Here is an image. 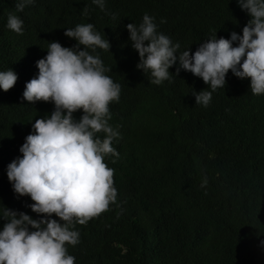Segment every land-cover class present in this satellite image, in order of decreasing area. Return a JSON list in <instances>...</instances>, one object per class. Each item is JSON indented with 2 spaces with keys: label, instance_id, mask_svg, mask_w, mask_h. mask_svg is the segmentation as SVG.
Segmentation results:
<instances>
[{
  "label": "trees",
  "instance_id": "trees-1",
  "mask_svg": "<svg viewBox=\"0 0 264 264\" xmlns=\"http://www.w3.org/2000/svg\"><path fill=\"white\" fill-rule=\"evenodd\" d=\"M16 2L0 0V70L18 73L12 88H0V215L8 207L38 218L31 197L14 192L7 165L22 156L32 124L54 103L29 102L23 91L50 41L74 46L65 28L91 22L111 44L93 54L121 85L109 123L122 136L112 141L120 156L105 157L117 200L75 225L79 243L68 245L74 264H264V94L229 70L211 103H196L193 92L212 89L191 71L176 74L178 64L170 79L153 83L151 70L137 68L126 27L148 13L179 52H194L215 32L242 34L251 17L237 0H106L105 9L93 0H35L23 11ZM14 11L22 34L7 26ZM5 223L0 217V229Z\"/></svg>",
  "mask_w": 264,
  "mask_h": 264
},
{
  "label": "clouds",
  "instance_id": "clouds-1",
  "mask_svg": "<svg viewBox=\"0 0 264 264\" xmlns=\"http://www.w3.org/2000/svg\"><path fill=\"white\" fill-rule=\"evenodd\" d=\"M35 0H17L16 10ZM250 19L242 34L232 31L226 38L205 39L192 52L158 31L155 18L145 13L138 26L126 25L132 46L138 51L137 68L151 70L153 83L170 79L177 65L210 85L212 91L193 92L196 103H211L212 92L226 85L229 70L239 78H250L254 94H264V0H237ZM106 8V0H93ZM8 28L24 32V21L8 15ZM74 46L50 41L47 55L36 61L38 75L26 82L23 97L29 102L51 101L50 115L36 119L20 146L22 156L7 165V177L18 195H28L29 207L38 218L6 207L0 217V264H74L68 245H76L80 231L75 225L107 210L117 200L115 169L105 162L108 154L119 157L112 141L122 136L112 126L110 103L119 101L121 85L107 74L103 60L93 54L97 48L110 50V41L91 22L65 28ZM82 46V47H81ZM89 49L92 51L90 52ZM18 79L12 68L0 70V88L7 91ZM82 111L77 119L74 113ZM103 132V137L97 136ZM43 214V215H40ZM59 217L56 219L53 217ZM264 243V242H262Z\"/></svg>",
  "mask_w": 264,
  "mask_h": 264
}]
</instances>
